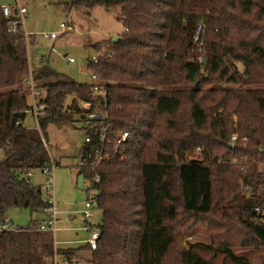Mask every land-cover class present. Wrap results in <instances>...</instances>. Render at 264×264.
<instances>
[{
    "label": "trees",
    "instance_id": "trees-1",
    "mask_svg": "<svg viewBox=\"0 0 264 264\" xmlns=\"http://www.w3.org/2000/svg\"><path fill=\"white\" fill-rule=\"evenodd\" d=\"M260 1L67 0L69 11L120 9L119 40L92 44L97 63L88 57L104 95L44 60L31 67L22 22L12 30L18 18L0 6V218L11 208L33 217L27 227L0 232V264H54L56 255L72 263L85 249L91 252L85 264H216L205 251L224 254L228 264H253L222 237L236 222L264 244V223L257 221L264 216V27L249 19L256 8L264 17ZM254 65L262 68L255 79ZM30 71L46 94L39 129L24 122L30 99L23 78ZM206 80L262 87L232 95L237 120L217 110L209 117L194 101ZM93 110L104 111L111 126L107 138L93 135L80 147L84 158L96 148L106 154L98 164L78 166L103 211L98 246L57 249L54 233L38 229L47 202L27 182L28 172L50 163L42 139L49 124L83 121ZM124 131L129 138L117 147ZM201 218L212 229L210 243L181 247L182 226L193 228Z\"/></svg>",
    "mask_w": 264,
    "mask_h": 264
},
{
    "label": "rangeland",
    "instance_id": "rangeland-1",
    "mask_svg": "<svg viewBox=\"0 0 264 264\" xmlns=\"http://www.w3.org/2000/svg\"><path fill=\"white\" fill-rule=\"evenodd\" d=\"M66 1L0 0V6H16L18 3H22L26 7L27 12L21 17L22 27L29 42L28 57L31 67L38 66L40 61L44 60L58 73L77 82L90 84L92 77L88 68V57L96 55L92 44L102 40L110 41L114 36L122 34L124 27L119 19L120 9L108 10L104 6L97 5L89 13L69 11L65 8ZM260 3L264 2L261 0ZM260 14H262L260 9L256 8L255 14L249 17L252 25L258 23L264 27V17H258ZM61 23L66 24L67 28L61 29ZM51 32H57L58 38L54 40L44 38V33ZM198 45H202L200 41H198ZM202 52H199V55ZM69 58H74L75 61L70 62ZM203 61L205 62L204 58ZM238 64L240 71L246 69L243 62ZM261 70L260 66L252 67L254 79L257 73H262ZM259 87L262 86L258 84L244 85L240 82L220 84L216 81L206 80L200 86L194 101L209 117L213 116L217 110L231 114L237 120L238 115L237 111H234L236 107L232 95L239 89ZM230 89L232 91L228 92ZM222 99L225 101L217 107V103ZM24 122L29 128H37L32 112H28ZM47 133L50 155L58 162L54 175L55 227L57 228V231L54 232V242L57 241V249L81 247L87 243L90 237V232L83 229L85 220L81 213L85 209L87 200L86 190L77 187L79 149L85 143L87 130L84 128L82 120L75 117L71 123L63 126L49 124ZM201 155L200 152H195V156L200 157ZM3 157L4 153L0 149V160ZM31 182L33 185H42L45 182V176L40 170H36L33 172ZM91 211L93 212L91 223L93 225L101 224L103 211L97 206L93 207ZM7 215L19 227H27L33 219L28 209L11 208L8 209ZM200 220L202 218L197 220L195 223L197 225L193 228L190 227L191 221L188 224L190 228L182 226L177 236V242L181 247L189 246L191 242L210 243L212 229L207 226V220L202 222ZM222 240L229 242L235 253L248 257L253 264H264V244L251 234L249 235L238 223L235 222L233 229L228 228ZM202 255L216 264L229 263L224 254L219 252L205 251ZM78 256L79 262L64 263L61 255H58V260L60 264H85L84 259H88L91 252L87 249L81 250Z\"/></svg>",
    "mask_w": 264,
    "mask_h": 264
},
{
    "label": "built area",
    "instance_id": "built-area-1",
    "mask_svg": "<svg viewBox=\"0 0 264 264\" xmlns=\"http://www.w3.org/2000/svg\"><path fill=\"white\" fill-rule=\"evenodd\" d=\"M15 12V14H13ZM27 12V9L25 6L18 3L16 6H5L3 7V13L8 18H18V20H14L11 23L12 30H15L17 23L22 22V17ZM20 20V21H19ZM61 29L67 28V25L64 23H61L60 25ZM44 38L49 39H57L58 33L57 32H51V33H44ZM98 55H93L90 58V62L95 64L98 62ZM70 62H74V58H69ZM91 71V89L94 94H105L106 88L102 82L101 77L92 69L89 68ZM23 85L24 90L26 89L29 92V99H30V107L28 109V112H32L34 115L35 121L37 123V128L39 129V121L42 117L46 114L47 109V103L45 101L46 94L43 88L38 87V84L36 80L34 79L32 71L23 78ZM83 106V105H81ZM87 108L89 105H87ZM106 116V113L102 110L97 111H88L85 119L82 121L84 128L87 130L85 142H91L93 139V135L100 134V138L103 140L108 137V131H110L111 126L103 119ZM129 131H124L120 138L116 140V146H124L129 138ZM237 138V134H234L232 136V139L235 140ZM43 143L45 147L48 149L50 153V148L48 146L47 138L42 137ZM84 149H79V161L77 163V166H83V165H95L98 164L100 161H102L106 154L103 149L96 148L93 150L87 158H84L85 154ZM92 159V160H90ZM56 161L51 156L50 163H48L45 167L42 168L41 172L45 176V182L42 185H37L36 188H40L45 196V200L47 202V207L45 208V212L47 213V219H45L39 226L40 231H52L53 233L57 231V228L55 227L56 223V210H55V183H54V175H55V168H56ZM33 176V172H28V180L27 182L31 183V178ZM96 181H99V177H96ZM84 185L86 187V190L89 191V195H87V200L85 202V209L81 212L85 224L83 229L90 232V237L87 240V244H89L91 250H94L98 246V239L100 237V229L91 223V219L93 217V212L91 209L93 207L97 206L96 200L93 198V191L90 189V183L87 182L85 179ZM259 223H264V216H262L260 219L257 220ZM94 226V227H92ZM21 227L16 226L14 224V221L10 219L8 216L5 218H0V232H9V231H18ZM55 245H57V241L55 240ZM63 259V258H62ZM78 261L77 258L73 259V262ZM64 263H68L64 261ZM54 264H60L58 260V255L55 256V263Z\"/></svg>",
    "mask_w": 264,
    "mask_h": 264
},
{
    "label": "water",
    "instance_id": "water-1",
    "mask_svg": "<svg viewBox=\"0 0 264 264\" xmlns=\"http://www.w3.org/2000/svg\"><path fill=\"white\" fill-rule=\"evenodd\" d=\"M119 36L118 35H116V36H114L113 38H112V42H117L118 40H119ZM84 181H85V176H84V174L83 173H79L78 174V177H77V187L79 188V189H81V190H86V187H85V185H84ZM86 193H87V195H89V191L88 190H86Z\"/></svg>",
    "mask_w": 264,
    "mask_h": 264
},
{
    "label": "crops",
    "instance_id": "crops-1",
    "mask_svg": "<svg viewBox=\"0 0 264 264\" xmlns=\"http://www.w3.org/2000/svg\"><path fill=\"white\" fill-rule=\"evenodd\" d=\"M20 4L22 5V3H20ZM50 40H54V39H50ZM86 194H87V193H86ZM86 244H87V243H86ZM86 244H85V245H86ZM79 261H80V260H79V258H78V262H79Z\"/></svg>",
    "mask_w": 264,
    "mask_h": 264
}]
</instances>
